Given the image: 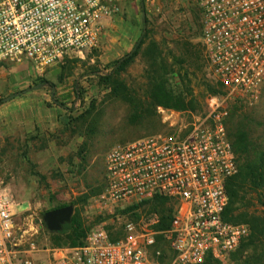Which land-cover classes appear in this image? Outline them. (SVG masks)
Returning <instances> with one entry per match:
<instances>
[{"label":"rangeland","instance_id":"rangeland-1","mask_svg":"<svg viewBox=\"0 0 264 264\" xmlns=\"http://www.w3.org/2000/svg\"><path fill=\"white\" fill-rule=\"evenodd\" d=\"M139 2V37L132 19L135 9L129 4L132 23L121 18L114 31L106 27L99 47L91 52L48 68L31 62L0 64V192L13 203L18 236L41 250L72 246L67 235L53 234L43 220L45 213L63 206L74 207L73 218L87 234L104 222L120 233L128 222L140 220L157 231L161 214L154 203L113 213L100 208L106 154L142 137L187 133L208 114L214 97L227 113L230 138L245 130L264 142V90L258 99L248 100L218 85L202 41V0ZM143 34L138 58L117 75L114 63ZM157 79L188 107L161 103L155 97ZM207 85L218 93L211 95ZM195 98L198 107L193 109ZM256 209L263 211L259 205ZM239 223L251 230L248 220ZM158 242L166 252L164 240ZM251 254L241 247L219 264H243Z\"/></svg>","mask_w":264,"mask_h":264},{"label":"built area","instance_id":"built-area-1","mask_svg":"<svg viewBox=\"0 0 264 264\" xmlns=\"http://www.w3.org/2000/svg\"><path fill=\"white\" fill-rule=\"evenodd\" d=\"M201 8L202 41L218 82L229 95L258 99L264 90V0H202ZM120 12L119 0H0V64L31 62L48 68L91 52L105 34L103 21ZM209 106L187 133L143 137L112 147L105 157L100 208L113 213L168 198L178 203L170 229L156 231L140 220L115 233L111 222H104L87 234L83 245L41 250L18 236L13 203L0 192V264H204L209 257L228 259L251 230L224 219L226 187L239 169L227 113L217 97Z\"/></svg>","mask_w":264,"mask_h":264},{"label":"trees","instance_id":"trees-1","mask_svg":"<svg viewBox=\"0 0 264 264\" xmlns=\"http://www.w3.org/2000/svg\"><path fill=\"white\" fill-rule=\"evenodd\" d=\"M144 44L145 36L143 34L136 42L133 50L114 63L116 74L125 72L136 61ZM155 82L157 83L155 86V97H158L162 101L161 103H165L167 106L172 105L173 108L180 110H185L188 107V104L181 99V96H173L169 92L170 90H167L168 85H166V82L158 79ZM218 85L222 87L220 82ZM206 88L211 95L218 93L215 86L207 85ZM197 104L198 99L195 98L191 101L193 109L198 107ZM229 139L233 146L239 170L238 174L228 182L226 187L229 202L224 213V219L227 222L236 224H242L239 223L240 220L249 221L251 235L247 241L241 244L240 248L247 247L252 250V254L243 264H264V142L260 138L256 139L254 136L246 134L245 130L244 132L242 130L237 131L232 138L229 136ZM103 188L100 193L103 191ZM248 194L254 195V198L248 200ZM149 203H154L155 211L161 214L160 223L156 227L157 231L170 229L177 203L164 197H156L146 202V205ZM258 205L263 208V211L256 209ZM53 234L58 236L67 235L72 245L69 247H77L84 244L87 230H84L78 224V221L73 218L70 224L65 225L63 231ZM158 238L161 239L162 237L159 236ZM56 243L57 246H64V244L58 243V241ZM219 263V260L209 257L204 264Z\"/></svg>","mask_w":264,"mask_h":264},{"label":"crops","instance_id":"crops-1","mask_svg":"<svg viewBox=\"0 0 264 264\" xmlns=\"http://www.w3.org/2000/svg\"><path fill=\"white\" fill-rule=\"evenodd\" d=\"M119 2H120V6H121V15L119 14V15H115V16H113V17H110V18H108V19H106V20H104L103 21V25H104V27L106 28H108V27H110L111 28V30H113L114 31V29H115V26H116V24L119 22V20L122 18V19H124L125 18V20H130V19H128V18H130L129 16H128V13H129V10H130V6H128L129 4L130 5H132L131 7H132V9H135V16H134V18H132V19H134V21H135V25H134V27H135V34L139 37L140 36V34H141V25H140V23H141V19H140V16H139V14L137 13V11H139L140 10V2H139V0H119ZM145 18V15L143 14L142 15V20ZM130 22L132 23V20H130ZM130 23V24H131ZM135 41V38L133 39V42ZM130 49V48H129Z\"/></svg>","mask_w":264,"mask_h":264},{"label":"water","instance_id":"water-1","mask_svg":"<svg viewBox=\"0 0 264 264\" xmlns=\"http://www.w3.org/2000/svg\"><path fill=\"white\" fill-rule=\"evenodd\" d=\"M73 214L74 207L70 205L45 213L43 220L50 232L58 233L63 231L65 225L72 222Z\"/></svg>","mask_w":264,"mask_h":264},{"label":"flooded vegetation","instance_id":"flooded-vegetation-1","mask_svg":"<svg viewBox=\"0 0 264 264\" xmlns=\"http://www.w3.org/2000/svg\"><path fill=\"white\" fill-rule=\"evenodd\" d=\"M59 209V208H58Z\"/></svg>","mask_w":264,"mask_h":264}]
</instances>
